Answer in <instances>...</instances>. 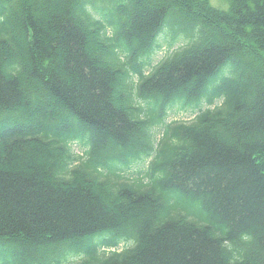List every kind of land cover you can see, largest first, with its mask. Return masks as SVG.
I'll return each mask as SVG.
<instances>
[{
	"label": "trees",
	"instance_id": "1",
	"mask_svg": "<svg viewBox=\"0 0 264 264\" xmlns=\"http://www.w3.org/2000/svg\"><path fill=\"white\" fill-rule=\"evenodd\" d=\"M228 1L0 0V264H264V0Z\"/></svg>",
	"mask_w": 264,
	"mask_h": 264
},
{
	"label": "rangeland",
	"instance_id": "2",
	"mask_svg": "<svg viewBox=\"0 0 264 264\" xmlns=\"http://www.w3.org/2000/svg\"><path fill=\"white\" fill-rule=\"evenodd\" d=\"M210 2L212 3L213 6L222 9V10H228L229 6H230V2L228 0H210ZM175 48H177V46H175L172 49H168L167 47H164L162 50H160L157 55L155 56V64H157L159 61H161L162 59L166 58L167 55H169L173 50H175ZM222 103V100H217L216 101V105H220ZM215 105H208V104H204L202 106L203 109L206 108H213ZM199 111H183V110H173L172 112H170L168 118H167V122H188L193 120L196 115L198 114ZM161 130L160 129H156L155 130V135H156V140H159L161 137ZM73 152L77 155H83L84 154V149H82L79 145L74 144L73 145ZM147 164V163H146ZM125 245H121V247H124Z\"/></svg>",
	"mask_w": 264,
	"mask_h": 264
}]
</instances>
